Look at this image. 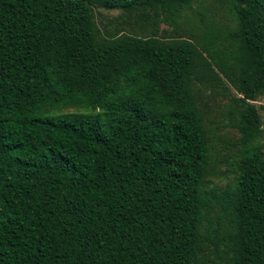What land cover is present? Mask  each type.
Returning <instances> with one entry per match:
<instances>
[{"label":"trees","instance_id":"trees-1","mask_svg":"<svg viewBox=\"0 0 264 264\" xmlns=\"http://www.w3.org/2000/svg\"><path fill=\"white\" fill-rule=\"evenodd\" d=\"M203 2L0 0V264H264V0ZM95 8L147 33L103 35ZM228 83L221 189L197 88Z\"/></svg>","mask_w":264,"mask_h":264},{"label":"rangeland","instance_id":"rangeland-1","mask_svg":"<svg viewBox=\"0 0 264 264\" xmlns=\"http://www.w3.org/2000/svg\"><path fill=\"white\" fill-rule=\"evenodd\" d=\"M216 0H204L198 6V9L207 15L208 19L212 17L219 18L218 14L224 13L220 8H216ZM217 11V12H215ZM190 18V13L186 14ZM94 19L103 35L106 32L116 33H135L146 34L142 21L135 15L125 13L123 11L107 10L104 8L94 9ZM198 21V17L196 18ZM162 29H167L166 25L161 26ZM172 37L175 30H169ZM184 36H187V27L184 26L182 31ZM198 94L202 98L201 110L206 116V123L211 134V156L214 157V165L217 166V177L213 179V184L221 189L230 188L234 184L237 168L240 160V139L241 133L234 123L237 124V116H231L230 110L234 102L233 98L238 96L237 92L228 83V89L223 87L220 89H210L203 86L197 88ZM258 108L262 119V135L259 143L264 147V93L257 96L253 102ZM98 113V112H97ZM86 108L65 109L58 114L63 115H90L97 114Z\"/></svg>","mask_w":264,"mask_h":264}]
</instances>
